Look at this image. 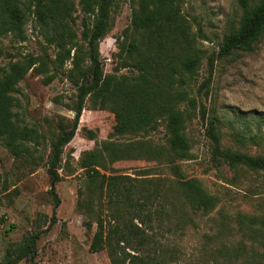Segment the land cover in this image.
Wrapping results in <instances>:
<instances>
[{
  "label": "rangeland",
  "instance_id": "374dc122",
  "mask_svg": "<svg viewBox=\"0 0 264 264\" xmlns=\"http://www.w3.org/2000/svg\"><path fill=\"white\" fill-rule=\"evenodd\" d=\"M72 2L73 12L67 24L76 44L64 62L57 58L58 47L46 39L43 28L32 17L24 25L23 38L12 33L0 36V69L22 61L25 56L37 58L35 67L25 73L11 93L19 120L34 125L41 134L39 143L33 145V158L15 157L0 140V261L9 258L8 251L15 258L19 254L18 246L39 231L33 257L28 253L17 258L14 264H111L106 247L89 251L95 224L92 222L87 228L85 222L89 216L83 212L84 208L78 207L80 202L99 198L109 229L115 223L122 225L120 220H124L126 225L138 226L139 229H134L144 236L143 241L136 234H127L119 242L117 257L121 264H130L128 254L137 255L143 261L141 264L156 254H160L156 259L159 264H226L223 249L234 245L240 234L224 223L234 225L232 219L237 212L253 214L261 210L264 171L229 165L216 157L206 129L209 116L217 114L222 119L215 128L220 147L252 156L264 155V114L260 115L264 112V36L255 42L252 51L236 50L227 56H217L222 36L238 27L241 8L235 0H178L179 11L199 49L195 71L186 87L195 104L180 103V108L189 113L183 129L190 144L189 156L179 160L170 154L155 153L115 161L111 171L99 168L107 174L139 178L134 182L128 202L118 205V222H114L108 215L110 207L105 198L87 182L84 156L102 141L139 140L150 146L162 145L164 120L144 133L112 135L113 113L93 108L87 96L77 129L63 146L56 166L59 178L54 188L59 204L55 208L56 219L50 223L54 205L49 191L52 146L60 131L59 123L70 124L77 87L88 76L73 68L72 58L76 54L80 57L81 69L88 68L82 30L85 25H92L100 0ZM137 4L138 0L109 1V29L98 44L105 73L136 74L132 67L120 68L118 51L128 38L132 11ZM210 59L213 67L208 79ZM235 132H241L244 138H238ZM251 135H256L254 141L249 140ZM172 163H177L186 177L199 179L218 198L214 209L203 214L191 210L177 190V178L168 168ZM142 168L148 170L142 172ZM147 178L150 180L145 186L152 187L156 193L150 209L160 210L148 224L147 219L144 223L138 222L129 207L130 202L136 203L142 197L135 185ZM143 206L140 215L146 216L147 201ZM135 261L134 264H140Z\"/></svg>",
  "mask_w": 264,
  "mask_h": 264
},
{
  "label": "trees",
  "instance_id": "16d2710c",
  "mask_svg": "<svg viewBox=\"0 0 264 264\" xmlns=\"http://www.w3.org/2000/svg\"><path fill=\"white\" fill-rule=\"evenodd\" d=\"M73 0H0V36L8 33L23 38V28L29 17L43 28V33L50 43L58 47L57 58L64 62L70 58V52L75 42L73 32L67 20L73 12ZM109 1L100 0L92 25H85L82 37L86 42V55L89 65L86 71L81 69L80 57L73 55V68L81 71L84 81L77 89L76 102L72 108L74 114L70 124L59 123L60 131L52 146V159L49 164L51 174L50 193L54 200L50 223L55 221V208L59 204L54 184L59 175L56 166L59 162L63 146L74 135L84 100L88 96L91 106L95 109H107L113 113L114 123L112 135L139 134L155 129L159 120H164V144L150 146L145 142L134 140L126 142L102 141L99 146L86 152L84 166L87 168V182L93 185V190L105 198L110 207L111 220L118 219V205L126 204L129 199L134 178L126 174H112L101 172L100 169L111 171L112 163L122 159H139L148 154H170L177 159H185L190 154V144L185 135V110L180 103L186 101L193 106L195 101L188 96L187 85L189 77L194 73L199 49L194 40V34L181 15L178 0H138L131 15V27L128 38L119 46V66L132 67L135 75L121 73H105L99 58V39L109 29ZM241 8L238 27L226 32L220 41L217 56H227L236 50L252 51L253 45L264 36V0H235ZM76 50V49H75ZM37 58L29 55L22 61L10 64L0 69V140L4 147L15 157H34V144H38L41 134L37 127L19 120L14 110L15 98L12 95L15 84L23 78L25 73L35 67ZM213 62H209V76L211 77ZM241 114H244L242 112ZM264 114V112H261ZM204 115V114H203ZM222 119L213 114L208 118L207 134L213 142V153L229 165H242L252 170L264 171V155L252 156L243 152L232 151L219 146V137L215 132L216 125ZM243 139L241 132H235ZM256 135L249 136L254 141ZM100 168V169H99ZM170 172L177 178V190L184 202L193 212L206 213L214 209L218 198L207 191L201 181L194 177H186L177 163L168 166ZM148 169L142 168V172ZM129 180V181H127ZM150 179H141L135 189L142 195L136 203L130 202L133 217L140 223L147 224L153 215L160 213L158 208L153 211L150 206L156 197L152 187L145 186ZM99 196V197H100ZM147 201V215L141 216L143 205ZM101 200H86L79 203V209L89 216L85 222L87 228L95 224L89 251L95 252L106 247L111 264H121L117 257V246L124 241L127 234H136L138 226L115 223L111 229L107 227L105 216L102 214ZM186 217L187 214L184 213ZM219 214L223 216L220 212ZM225 216V215H224ZM122 218V216H120ZM222 218V217H221ZM234 225L225 227L236 230L240 239L229 248L224 247L226 264L240 261V264H264V204L257 213L247 214L237 212L233 217ZM109 222V221H108ZM49 223V224H50ZM144 241L143 235H138ZM39 231L34 232L30 239L18 246L19 254L11 257L8 251L5 261L0 264H14L17 258L30 257L36 253L35 241ZM148 238V235H147ZM149 244L147 240V245ZM148 247V246H147ZM135 249V248H132ZM219 250V248H218ZM220 252V251H218ZM129 255V263L143 261L135 254ZM160 254L147 258L146 264H159L156 259Z\"/></svg>",
  "mask_w": 264,
  "mask_h": 264
}]
</instances>
